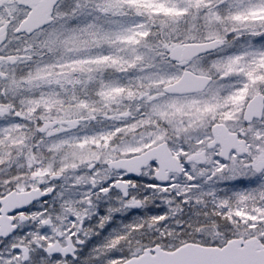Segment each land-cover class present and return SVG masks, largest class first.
Instances as JSON below:
<instances>
[{
  "label": "snow or ice",
  "instance_id": "1",
  "mask_svg": "<svg viewBox=\"0 0 264 264\" xmlns=\"http://www.w3.org/2000/svg\"><path fill=\"white\" fill-rule=\"evenodd\" d=\"M0 264H264V0H0Z\"/></svg>",
  "mask_w": 264,
  "mask_h": 264
}]
</instances>
